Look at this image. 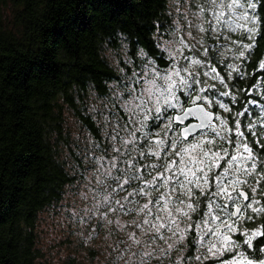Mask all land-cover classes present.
<instances>
[{
	"label": "snow or ice",
	"instance_id": "obj_1",
	"mask_svg": "<svg viewBox=\"0 0 264 264\" xmlns=\"http://www.w3.org/2000/svg\"><path fill=\"white\" fill-rule=\"evenodd\" d=\"M177 3L109 87L79 219L132 228L125 264H264V0Z\"/></svg>",
	"mask_w": 264,
	"mask_h": 264
},
{
	"label": "trees",
	"instance_id": "obj_2",
	"mask_svg": "<svg viewBox=\"0 0 264 264\" xmlns=\"http://www.w3.org/2000/svg\"><path fill=\"white\" fill-rule=\"evenodd\" d=\"M173 20L170 0H0V264H38L41 214L86 174L68 114L100 140L90 104L110 103L123 61L139 62L137 48L159 54L157 25ZM262 58L259 39L248 71Z\"/></svg>",
	"mask_w": 264,
	"mask_h": 264
},
{
	"label": "rangeland",
	"instance_id": "obj_3",
	"mask_svg": "<svg viewBox=\"0 0 264 264\" xmlns=\"http://www.w3.org/2000/svg\"><path fill=\"white\" fill-rule=\"evenodd\" d=\"M177 7H179L177 0H170V9L174 14V20L178 19ZM232 39H238V37L235 36ZM90 105L91 109L96 110L95 113L100 115V112L104 111L105 105L109 106L110 103L106 98L94 100ZM68 115L72 126V136L76 138L77 142L85 144L81 149L87 153L91 142L99 139L95 136L87 138L86 135L84 137V129H80L79 125L75 123V119L70 114ZM104 115H107V112H104ZM102 122L103 116L100 115L99 124L102 125ZM104 134L105 129L101 126L100 135ZM78 149L79 147H76V150ZM96 155L99 156L100 153H96ZM83 163L86 173L84 178L68 187L66 197L59 208L47 210L41 214V225L38 230L39 246L43 250V256L38 260V264H63L70 257L76 258V264H125L124 260H117V257L125 248L124 242L128 240L127 233L133 231L132 228L118 231L106 223H99L95 218L87 225L81 223L79 219V215L82 214L80 210L88 203L82 199L81 194L85 193L90 183H94V169L91 162L84 159ZM109 218L112 219V217ZM132 219L131 216L120 217L121 223ZM180 254V252H174V255L180 256ZM151 264H160V262L153 259ZM164 264H166L165 261Z\"/></svg>",
	"mask_w": 264,
	"mask_h": 264
}]
</instances>
